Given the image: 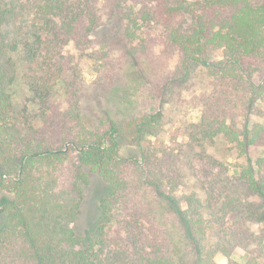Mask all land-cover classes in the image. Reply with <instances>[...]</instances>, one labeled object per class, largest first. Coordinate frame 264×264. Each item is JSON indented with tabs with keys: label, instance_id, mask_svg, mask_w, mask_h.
<instances>
[{
	"label": "trees",
	"instance_id": "trees-1",
	"mask_svg": "<svg viewBox=\"0 0 264 264\" xmlns=\"http://www.w3.org/2000/svg\"><path fill=\"white\" fill-rule=\"evenodd\" d=\"M18 71L36 127L11 101ZM118 84L125 121L82 112L89 88ZM163 105L198 119L166 128ZM128 137L139 158L120 155ZM217 138L232 164L206 153ZM259 149L264 0H0V264H218L237 248L228 264H264Z\"/></svg>",
	"mask_w": 264,
	"mask_h": 264
},
{
	"label": "rangeland",
	"instance_id": "rangeland-1",
	"mask_svg": "<svg viewBox=\"0 0 264 264\" xmlns=\"http://www.w3.org/2000/svg\"><path fill=\"white\" fill-rule=\"evenodd\" d=\"M22 69V68H21ZM23 71H18L17 79L11 86V101L13 106L17 112L21 116H23L27 123L26 127H36L38 123L42 120L43 117V108L40 106L39 99L29 91L28 87L25 86L23 81L20 78ZM200 73H198L194 77H190L192 82H200L197 81L200 78ZM30 75H24V80H27ZM86 80L91 79V74L89 71L85 73ZM204 82L205 80L201 78ZM196 86L199 88L204 87L203 83H196ZM57 88L54 92V98L58 96H62V88L60 83L57 84ZM127 91L118 84L114 88L108 90H94L89 88L84 98L81 100L80 106L83 113L88 114L92 112H96L99 114L108 115L116 122H123L128 118V111L126 106V101L128 99ZM162 110V119L165 122V127L176 126V124L180 122H189L196 121L198 119L197 112L192 108H182L177 105H163L161 107ZM164 130L159 131L156 135L150 137L151 140L160 141L163 137L168 136L164 134ZM175 135L174 137H177ZM179 139V137H177ZM118 149L121 156L124 157H140V149L139 146L132 140L131 137H128V140L119 139ZM207 154L212 155L217 160L223 162V164H232L233 163V152L228 149V146L225 144L222 138H217L214 143L207 147ZM252 155H264V150L259 149L257 151H253ZM197 158L199 156L197 155ZM88 185L84 194V210L85 208L88 210L90 203L93 201V188L98 180V175L95 172H88ZM190 185L194 183L193 181L188 182ZM200 188V185L197 186ZM88 217V216H87ZM261 225L264 226V214L262 218ZM214 260L218 264H228L229 260H236L237 262L243 263L246 260V255H244V251L240 248L234 250V252L230 255V257H226L222 253H216L214 256Z\"/></svg>",
	"mask_w": 264,
	"mask_h": 264
}]
</instances>
